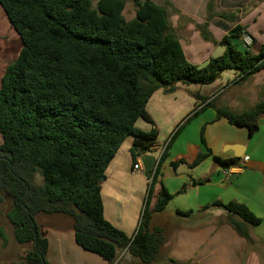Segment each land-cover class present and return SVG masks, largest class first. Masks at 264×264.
Returning <instances> with one entry per match:
<instances>
[{"label":"trees","instance_id":"16d2710c","mask_svg":"<svg viewBox=\"0 0 264 264\" xmlns=\"http://www.w3.org/2000/svg\"><path fill=\"white\" fill-rule=\"evenodd\" d=\"M125 1L0 0L22 44L0 81V201L10 202L5 216L14 240L30 245L21 262L14 264H49L48 240L41 235L38 214L70 219L75 243L109 264L121 251L141 264L156 262L165 236L162 227H151V220L172 200L161 182L162 167L182 125L167 141L154 170L147 173V194L131 236L104 218L101 184L107 167L130 136L133 162L151 149L157 131H140L136 123L142 120L153 125L146 105L159 88L190 83L205 86L223 72L237 73V81L245 80L264 69V41L256 52L244 46L245 29L240 25L216 41L207 30L208 21L195 24L203 41L223 48L221 55L197 65L186 59L174 33L169 1L160 5L130 0L136 10L129 20L122 15ZM191 96L199 105L208 99L196 93ZM209 107L215 109L216 119L245 128L252 136L264 115V95L241 113L209 101L185 122ZM203 131L202 127V142ZM209 157L222 168L237 161L212 156L207 149L189 164L179 160L167 161V165L174 172L180 165L193 169ZM210 208L222 209L231 218L232 229L248 243L247 227L261 224L260 218L237 201L215 200L201 210ZM193 213L175 211L181 218ZM0 239L2 245L7 241L2 229Z\"/></svg>","mask_w":264,"mask_h":264},{"label":"crops","instance_id":"0c3cea01","mask_svg":"<svg viewBox=\"0 0 264 264\" xmlns=\"http://www.w3.org/2000/svg\"><path fill=\"white\" fill-rule=\"evenodd\" d=\"M173 3L175 6H177L175 2ZM214 27L216 28L215 25H209V29L207 30L211 33L212 28ZM213 34L215 38L211 34L212 37L216 41H220L221 38L227 33L223 35L219 40L216 39V35L214 32ZM263 41L264 38L261 43ZM181 47L186 59L189 62L197 65L201 63L191 60L193 59V57H190V59L187 56L182 45ZM213 50L214 56H219L223 52V48L219 45H215L213 47ZM258 72H256L254 75H256ZM224 73H227L229 75L226 76L227 78L225 80H223L222 78ZM230 77L231 79H229ZM236 77L237 73L223 72L219 75L218 79L214 83H212L213 85L215 84V87H212V84H209L210 86H200L194 83H190L188 85L176 84L173 87L172 92H169V88H159L158 90H156L152 94L146 105V111L152 119L153 125L142 120H139L136 123V128L140 131L149 132L152 129H155L157 131L156 140L153 142L151 149L144 155L154 156L157 161L159 157V150L161 147L166 145L167 141L170 138L169 135L171 134V131L176 123L178 121H181V119H183L182 117L190 116L195 109L197 110L202 108L207 102L212 101L214 97L217 98L216 102H213L216 107H224L231 110L229 106H226V104H220V106L218 105V92H216L214 96H209V93L210 91L216 89L220 80H230L229 82L236 83ZM232 78L235 79L232 80ZM173 93L177 95V99L176 97H174V95H171ZM192 93L199 94L203 97H208V99L206 100V102L199 105V101H196L191 96ZM231 111L235 113L244 112L235 110ZM181 125V131L177 133L167 151V161L184 160L189 164L196 158L199 153L205 152L207 149L211 151L212 156L219 157L220 159L237 158L234 156V151L230 149V146H238L236 147L237 149L235 151V154L240 153V157L237 158L236 161L240 168L234 173L229 174L228 176H223L221 174L222 167L215 161L217 165H212L211 167L207 166V168L203 167L204 169H196L197 166L193 169H189L186 165H182L185 166L188 171L186 169H180V165L175 172L180 171L179 176L182 177L183 181H187L189 183L192 180L198 179H206V182H210L213 180V184L217 186L216 184L218 183L219 188L223 189L225 193L223 192L221 194H218V192H215L213 194L214 196H212L211 202L220 200L224 203V199H229L228 202L237 201L243 203L256 217L261 219L262 223V221H264V142H259L251 145L250 141H248L247 139V130H237L235 129L237 127L228 125L224 119H216V111L215 109L210 107L204 108L203 111H200L191 119V121L189 120L188 122H183ZM202 127L204 128L203 142L201 139ZM256 132L258 138L264 141V115L259 119V127ZM132 141V136L128 137L124 141V143L110 162L109 166L107 167L104 173V179L101 184V198L103 203L104 218L113 226L122 230L127 236L133 235L138 226L140 220L139 216L141 215L144 199L146 197L148 189V183L150 182V177L147 174L148 172H145L143 170L141 157L139 159L142 167V172L133 170V165L135 162L132 161L130 153ZM223 146H225L224 152L221 151ZM260 149H262V152L260 153L261 156L257 157L256 155L259 154ZM210 158L212 157H209L208 159ZM158 187L159 185L156 186V191L158 190ZM166 189L167 191H169L168 188ZM126 204L131 205L132 211L130 219L126 217ZM201 209L202 208H200L198 211L201 212ZM211 209L212 208L205 210V212L207 214H213L214 216L224 214L220 213V211L219 213L218 211H216V213L209 212ZM36 221L39 224L42 237L48 240L47 259L49 264H109L104 260L100 261L92 255L80 253L79 250L81 248L75 243L74 240L72 221H70L68 218L60 215L46 217L42 214H38L36 216ZM41 221L42 224L40 223ZM247 230L250 237L249 243L244 238L238 236V234L232 229L231 226L228 229L221 230L225 235L231 233L233 239L236 240L237 244L234 243V249L231 251V257L225 260L218 257L215 247V249H212V251H209L206 254H200V262L222 264H261L260 258L251 251L250 245L253 241L258 240L262 242V237L261 235L252 233L248 227ZM212 232L213 230L209 231V233L199 232L197 233V235L199 234L200 237L204 238V244H206L209 241V237V239H211L213 236L218 234V227L214 228V233ZM180 233L188 234L194 232L185 229L177 230L175 232V243L173 249L178 243V237ZM54 251H58L60 257L62 256L63 259L66 258L68 252H75L81 255L83 258L90 259L94 263H50V258L51 256H53ZM243 251H245V254H243ZM172 256L174 257V259L180 262H186L190 260L191 257H193V255H191L188 260H179L174 255ZM212 256H215V259L213 261H209ZM204 257L206 258L204 259ZM120 258L123 261H129L130 259H133L134 262H137L136 259L128 255L126 251H121L118 253L117 260H119Z\"/></svg>","mask_w":264,"mask_h":264},{"label":"rangeland","instance_id":"374dc122","mask_svg":"<svg viewBox=\"0 0 264 264\" xmlns=\"http://www.w3.org/2000/svg\"><path fill=\"white\" fill-rule=\"evenodd\" d=\"M157 4L164 5L165 0H151ZM171 3L172 7H168L170 13V22L173 26L174 33L178 37L183 46L187 56L193 57L196 62H205L210 56L213 55V44L204 42L198 31L195 29V24H202L208 21L209 25H215L216 28H212L211 34L216 35V39H220L225 35L228 30L235 25L244 27V33L251 39V43L248 44L251 50L257 51L258 46L264 38V0H167ZM178 6H175L174 3ZM136 7L130 0L125 1L122 15L126 20L134 17ZM175 10V11H174ZM223 15L225 18L219 17ZM230 15H233L231 18ZM215 38V36H214ZM243 39L248 41L245 36ZM243 40V41H244ZM254 40V42H252ZM210 45V46H209ZM21 41L9 21L7 20L4 12L0 7V81L6 66L13 61L20 49ZM210 52V53H209ZM214 56V55H213ZM198 64V65H199ZM230 73V72H229ZM229 76L224 73L222 76L225 80ZM231 79V77L229 78ZM235 78H232L234 80ZM220 80L216 89L210 91L209 96H214L218 92V105L226 104V106L235 111H246L254 107L256 103L262 100L264 95V69L259 71L256 75L245 80H238L235 82H229ZM232 83V84H230ZM210 86V85H209ZM215 87V84H212ZM174 95L177 99V95ZM152 96V95H151ZM173 97V98H174ZM150 99V98H149ZM175 99V103H176ZM216 97L212 99V102H216ZM181 103V102H180ZM189 116L182 117L181 121H178L173 127L171 135L174 131L185 122ZM193 118V117H192ZM191 118V119H192ZM190 119V121H191ZM240 131H245V128H235ZM181 131V130H180ZM179 131V132H180ZM255 132L252 136H248L247 139L250 144L263 143L264 141L256 135ZM250 137V139H249ZM1 142V139H0ZM162 148V147H161ZM225 146L221 151L224 152ZM262 149L259 150L261 156ZM168 160V157H167ZM217 165L213 158L206 159L196 169H204L203 167ZM180 169H186L185 166H180ZM219 170V165H218ZM188 171V170H187ZM180 171L174 172L168 165L167 161L162 167L161 182L168 188V192L172 195V200L167 204L162 212L154 213L151 220V227L160 226L164 229L165 244L161 248L159 258L153 264H171L168 259L190 260L182 263L192 264H222V263H202L200 262V256L206 254L216 247V254L222 259H228L231 257V251L234 249V243L232 234H224L221 230L230 228L228 220L231 219L220 208H212L209 212L216 213L220 211L218 216L213 214H207L205 211L199 212L198 210L205 206V204H211L212 196L215 192L218 194L223 193L224 190L219 188L217 183L215 186L214 181L204 182L201 185L192 186L189 182L183 181L179 176ZM219 176V175H218ZM39 183V177L36 178ZM225 193V192H224ZM147 194V193H146ZM130 198V197H129ZM228 202L229 199H224ZM211 202V203H210ZM127 205V204H126ZM202 206V207H200ZM10 208V202L8 200L0 201V229H2L6 236V243L2 245L0 239V264H14L19 263L25 257V254L30 250V245L18 244L12 233V226L6 219L5 213ZM176 210L188 211L192 210L194 213L186 218L178 217L175 214ZM131 205H127L125 208L126 217H131ZM140 218V216H139ZM233 218V217H232ZM70 220V219H69ZM71 221V220H70ZM42 224V221L40 222ZM218 227V234L211 239L208 238V242L204 244V238L200 237L197 233H209V231ZM252 233L261 235L262 242L253 241L251 243V251L260 258L261 264H264V221L256 227L248 226ZM190 230L194 233H180L178 243L174 247L175 232L177 230ZM220 231V232H219ZM202 243V244H200ZM200 244V246H199ZM199 246V248H198ZM209 246V247H208ZM203 247V249H202ZM198 248V249H197ZM173 250V251H172ZM197 250V251H196ZM80 253L92 255L93 257L102 261V259L95 255L90 254L82 249ZM173 253V254H172ZM201 254V255H200ZM241 254V253H240ZM245 254V251H243ZM210 256V255H209ZM208 256V257H209ZM207 257V256H206ZM204 257V259L206 258ZM65 258V257H64ZM215 256H212L209 261H213ZM134 262L133 259L129 261H123L121 258L115 260L112 264H141L138 260ZM104 262V261H103ZM50 263H94L90 259L83 258L81 255L75 252H68L65 259L60 257L58 251H54L53 256L50 258ZM105 263V262H104ZM238 264H255V263H238Z\"/></svg>","mask_w":264,"mask_h":264},{"label":"built area","instance_id":"2783aa9c","mask_svg":"<svg viewBox=\"0 0 264 264\" xmlns=\"http://www.w3.org/2000/svg\"><path fill=\"white\" fill-rule=\"evenodd\" d=\"M243 36H245V38H247L248 41L244 40V39H243ZM243 40H244V41H243ZM250 43H251V39L248 38V35H247L246 33H243V34H242V44H243L244 46H249L248 44H250ZM164 148H165V145H164L162 148H160V150H159V157H160V155L162 154ZM159 157H158V158H159ZM239 168H240V166H239L237 163H236V164L234 163V164L230 165V166L227 167V168H222L221 174H222L223 176H228L229 174H232V173H234L235 171H237ZM133 170H134V171H141V172H142V167H141L140 159H139V158L136 159V161H135V163H134V165H133Z\"/></svg>","mask_w":264,"mask_h":264},{"label":"water","instance_id":"95a60500","mask_svg":"<svg viewBox=\"0 0 264 264\" xmlns=\"http://www.w3.org/2000/svg\"><path fill=\"white\" fill-rule=\"evenodd\" d=\"M173 91V87H170L169 88V92H172ZM236 147L238 146H234V147H231L230 146V149L232 151H234V156L239 158L240 157V153L238 154H235V151H236ZM158 161V160H157ZM157 161L156 159L154 158V156H151V155H142L141 156V162H142V167H143V170L145 172H150V171H153L156 164H157Z\"/></svg>","mask_w":264,"mask_h":264}]
</instances>
